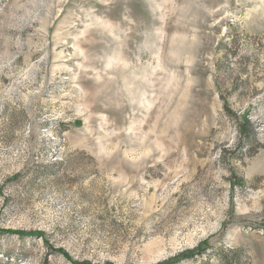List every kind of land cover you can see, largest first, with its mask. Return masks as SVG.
<instances>
[{"label":"rangeland","instance_id":"obj_1","mask_svg":"<svg viewBox=\"0 0 264 264\" xmlns=\"http://www.w3.org/2000/svg\"><path fill=\"white\" fill-rule=\"evenodd\" d=\"M201 244L264 264V0H0V264Z\"/></svg>","mask_w":264,"mask_h":264},{"label":"trees","instance_id":"obj_2","mask_svg":"<svg viewBox=\"0 0 264 264\" xmlns=\"http://www.w3.org/2000/svg\"><path fill=\"white\" fill-rule=\"evenodd\" d=\"M248 120H244V123L248 125ZM237 184H240L241 182L239 181V178L237 179ZM21 233V232H20ZM208 247L198 245L197 247L193 248L192 250H186V252L178 254L174 257H172L171 259L167 260V261H162V262H157L156 264H175L178 263L181 260H186V259H192L193 261H196V259L201 258V256L205 255H211L212 252H214L215 250H209L206 249ZM229 253L224 254L225 256H223V258H225L224 263L225 264H238L239 262V252L241 250L237 249V248H232L228 250ZM211 252V253H210ZM223 252V251H222ZM200 263H206V261H201ZM74 264H89L87 262H81V263H74ZM109 264V263H108Z\"/></svg>","mask_w":264,"mask_h":264}]
</instances>
